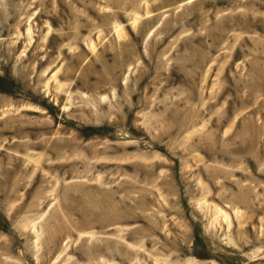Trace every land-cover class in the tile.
Masks as SVG:
<instances>
[{
	"label": "rangeland",
	"instance_id": "obj_1",
	"mask_svg": "<svg viewBox=\"0 0 264 264\" xmlns=\"http://www.w3.org/2000/svg\"><path fill=\"white\" fill-rule=\"evenodd\" d=\"M0 264H264V0H0Z\"/></svg>",
	"mask_w": 264,
	"mask_h": 264
}]
</instances>
